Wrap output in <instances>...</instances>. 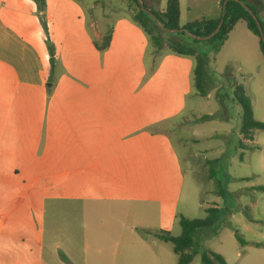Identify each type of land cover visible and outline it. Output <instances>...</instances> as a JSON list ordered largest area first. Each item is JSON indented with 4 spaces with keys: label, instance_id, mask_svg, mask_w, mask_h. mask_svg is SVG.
I'll return each instance as SVG.
<instances>
[{
    "label": "crops",
    "instance_id": "1",
    "mask_svg": "<svg viewBox=\"0 0 264 264\" xmlns=\"http://www.w3.org/2000/svg\"><path fill=\"white\" fill-rule=\"evenodd\" d=\"M77 1L44 0L36 10L0 0V264H168L170 252L158 244L168 242L156 234L172 235L179 215L187 217L179 204L190 173L161 126L192 110L194 60L169 51L156 57L127 15L89 24ZM143 2L159 12L166 4ZM221 2L179 0V24L218 18ZM226 47L237 62L246 48L260 50L241 20L214 62ZM219 107L227 118L206 113L209 133L231 121L217 93L214 112ZM239 113L236 144L228 140L208 161L221 191L219 172L241 149ZM70 200L75 212L83 206L89 232L65 231L81 223L59 213ZM103 209L105 229L91 231Z\"/></svg>",
    "mask_w": 264,
    "mask_h": 264
},
{
    "label": "rangeland",
    "instance_id": "2",
    "mask_svg": "<svg viewBox=\"0 0 264 264\" xmlns=\"http://www.w3.org/2000/svg\"><path fill=\"white\" fill-rule=\"evenodd\" d=\"M5 1L7 4L15 5L17 0ZM90 1H77L82 9L87 10L86 17L89 24L109 20L115 15L131 17L135 8L128 4L127 0H95L91 4L93 7L90 6ZM20 2L28 7L35 6L36 9L37 5L34 0H20ZM92 28L94 29L95 26ZM150 47L155 49L151 42ZM208 47V45H203L201 49L205 51ZM246 49L241 52L239 62L228 58V47L222 49L216 62L213 60L214 55L211 54L206 69L211 83L207 85L206 96H199L193 88L187 100L188 103H194L192 110L161 126V129L174 141L172 146L176 155L181 158V167L188 169L190 173L185 175L179 204L180 212L189 218H204L206 209L213 208L215 205L223 204L229 210V218L217 232L207 228L201 233V249L221 256L227 264H261L258 258L264 256V191L251 189L254 186L264 185V131L254 130L252 132L253 144L241 136L240 141L244 145L243 148L236 149L232 161L228 159L226 168L220 170V179L225 181V172H227L229 182L226 185L232 191L231 193L224 196L220 193V188L211 178V165L208 163L228 148V140L236 144L233 130H236L238 126L240 107L233 99L229 85L225 84L227 81L222 73L226 67L230 68L236 82L245 90L255 118L264 122V59H262L260 50ZM166 51L168 50L164 46L157 51L155 56ZM246 71H250V75L246 74ZM249 90L254 95L250 94ZM217 93L221 97L231 121H225L224 125L216 127L214 133H209L211 122L207 119L200 120L202 116L213 111L212 116H216L219 120L227 118L226 111L220 107L214 112ZM73 203L72 200L64 201L63 205H60L59 213L67 217L77 215L81 217V223L74 219V224L63 225L67 227L65 231L81 234L89 232L91 224L82 221L85 217V212L81 209L83 206L80 205V209L77 208L79 212H75ZM244 211L254 219L252 222L246 219ZM50 213L53 214L52 208ZM107 213L104 209L97 212L98 219H96L97 222L92 223L91 231H100L104 228L105 223L101 224L98 221H101V217ZM179 230L180 226L177 225L176 229L172 231V235L179 233ZM235 230L245 241V244H240L235 238ZM142 231L140 230L141 234ZM158 244L169 250L172 259L168 264H177V256L171 252V244ZM156 251L157 253L154 252L156 255L161 252L158 249ZM201 251L193 257L189 264H201ZM246 253L249 255H245ZM83 257L85 255L82 254L81 259Z\"/></svg>",
    "mask_w": 264,
    "mask_h": 264
},
{
    "label": "trees",
    "instance_id": "3",
    "mask_svg": "<svg viewBox=\"0 0 264 264\" xmlns=\"http://www.w3.org/2000/svg\"><path fill=\"white\" fill-rule=\"evenodd\" d=\"M37 8L42 9L44 0H34ZM244 3L256 16L262 28H264V0H240ZM128 4L135 6L131 19L136 23L147 35L153 46L160 50L164 46L167 50L175 55L191 57L194 60L193 69V84L197 94L201 97L206 96L207 85L210 83V78L206 72V66L209 62L208 54L216 53L220 50L222 44L227 39L228 33L232 30L237 21H244L248 30L258 38L259 49L264 59V42H262L255 21L251 15L236 1L222 0L225 2L223 23L219 31L208 40H195L187 36L183 31L175 34H169L160 30L154 21L142 12L137 0H127ZM146 9L150 10L158 18V21L164 29H186L190 33L197 36H206L210 34L217 26L220 16L216 19H200L192 22H187L184 25L179 24V0H166L165 8L162 12L152 10L144 3ZM102 47L107 45L108 38L105 39ZM203 45H208L205 51L201 49ZM231 89L233 99L237 102L241 110L240 128L241 136L247 141L252 140V132L254 130L264 131V122L258 121L254 117L250 100L248 99L243 87L235 82L234 77L230 72V68L226 67L222 73ZM209 116H202L200 120H205ZM240 148H243L242 141L238 143ZM223 169V168H222ZM224 171V170H223ZM222 171V172H223ZM226 174V173H225ZM226 181L221 184L220 193L224 196L229 194L225 187L229 182L228 176H225ZM259 191H264V185L252 187ZM248 221H252L251 216L244 211ZM229 210L223 206L221 208H207L204 218L189 219L179 215L180 233L177 236H172L167 232L157 233L156 236L163 242H168L172 246L173 252L177 255V264H189L193 257L201 251V233L203 230L210 228L217 232L229 218ZM142 231V234H145ZM234 236L240 244H245V241L239 236L238 232L234 231ZM61 259L65 262L68 260L61 255ZM201 264H227L226 261L219 255L207 250H202L200 254Z\"/></svg>",
    "mask_w": 264,
    "mask_h": 264
},
{
    "label": "water",
    "instance_id": "4",
    "mask_svg": "<svg viewBox=\"0 0 264 264\" xmlns=\"http://www.w3.org/2000/svg\"><path fill=\"white\" fill-rule=\"evenodd\" d=\"M226 1H228V0H225V2ZM233 1H236L239 4H241V6L251 15V17L253 18V20L256 23V26H257V29H258V32H259V36H260L262 42H264V28L261 27V25H260L259 21L257 20L256 16L240 0H233ZM137 2L139 4L140 9L142 10V12H144L145 14H147L148 16H150V18L154 21L155 25L160 30H162L163 32L169 33V34H175V33L179 32V31H183L187 36H189L192 39L204 41V40H208V39L212 38L219 31V29H220V27H221V25L223 23L225 2L222 4L221 13H220V20H219L217 26L215 27V29L210 34H208L206 36H197V35H194V34L190 33L189 31H187L186 29H183V28L180 29V30H176V29H172V30L164 29L163 27H161V25H160V23L158 21L157 16L155 14H153L150 10H148V9L145 8L143 0H137Z\"/></svg>",
    "mask_w": 264,
    "mask_h": 264
}]
</instances>
